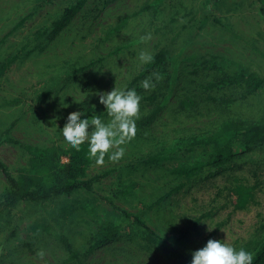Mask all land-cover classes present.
Here are the masks:
<instances>
[{
  "label": "rangeland",
  "instance_id": "obj_1",
  "mask_svg": "<svg viewBox=\"0 0 264 264\" xmlns=\"http://www.w3.org/2000/svg\"><path fill=\"white\" fill-rule=\"evenodd\" d=\"M141 53L160 59L145 71ZM241 72L260 78L261 88L250 96L239 87L207 89ZM150 76L155 87L145 90ZM114 87L142 97L136 134L121 159L106 155L88 168L90 190L5 207L0 169V264H179L123 213L183 255L209 239L257 251L264 143L233 165L218 164L210 138L227 119L264 123V0H0V134L56 145L76 111L107 122L98 93ZM0 164L16 177L29 156L0 144ZM234 176L256 185L242 210L226 190Z\"/></svg>",
  "mask_w": 264,
  "mask_h": 264
},
{
  "label": "trees",
  "instance_id": "obj_2",
  "mask_svg": "<svg viewBox=\"0 0 264 264\" xmlns=\"http://www.w3.org/2000/svg\"><path fill=\"white\" fill-rule=\"evenodd\" d=\"M118 27L110 31L115 33ZM159 56L152 57L147 63L145 71L151 68L159 60ZM262 85V80L247 72L240 74H222L215 83L209 84L207 89L214 86L239 87L244 90L245 96L257 92ZM211 102H216L212 97H207ZM224 104L229 101L222 100ZM264 143V123L248 122L240 118L223 121L217 132L210 138L215 155L213 160L218 164H235V159L243 154L250 153L255 146ZM0 144L17 145L29 156L27 169L18 176L13 177L8 173L5 166L0 164V169L7 183V190L3 195L2 204L12 207L18 203H43L53 198L69 195L77 190H90L93 180H84L88 168L95 164V160L88 155L87 140L79 147L73 148L64 140L51 147L40 148L32 145L21 144L9 136V130L0 134ZM240 168V167H238ZM225 172V169L222 170ZM232 176V175H230ZM255 177V173H253ZM227 194L234 210H242L254 199L255 186L248 185L245 180L234 176ZM217 210H215L216 212ZM207 213L204 217L214 216ZM140 226L144 240L162 250L164 257L174 256L179 264H190L191 253L183 255L167 246L153 231H151L138 218L123 213ZM37 227V226H36ZM35 227V228H36ZM113 232L110 238L117 237ZM69 258L75 260L78 253L75 252L66 240H63ZM172 258V257H171ZM252 264H264V237L257 251H253Z\"/></svg>",
  "mask_w": 264,
  "mask_h": 264
},
{
  "label": "clouds",
  "instance_id": "obj_3",
  "mask_svg": "<svg viewBox=\"0 0 264 264\" xmlns=\"http://www.w3.org/2000/svg\"><path fill=\"white\" fill-rule=\"evenodd\" d=\"M140 59L150 62L152 57L140 54ZM156 80L162 77L153 73ZM141 86L145 90L155 87L152 77H146ZM110 119L105 122L100 115L85 117L83 111H76L68 116L61 128V135L73 148L87 140L88 155L97 165H103L105 156L111 161H118L125 154V145L136 134V119L139 117L141 95L133 89H117L98 93ZM42 255V254H41ZM253 253L243 247L237 249L224 240L209 239L206 244L191 253L190 264H252Z\"/></svg>",
  "mask_w": 264,
  "mask_h": 264
}]
</instances>
